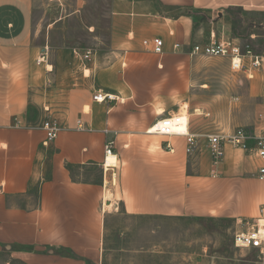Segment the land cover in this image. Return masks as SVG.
I'll return each mask as SVG.
<instances>
[{"label": "crops", "instance_id": "0c3cea01", "mask_svg": "<svg viewBox=\"0 0 264 264\" xmlns=\"http://www.w3.org/2000/svg\"><path fill=\"white\" fill-rule=\"evenodd\" d=\"M109 6L106 41L83 66L67 49L35 44V0H0V253L26 264H100L108 225L120 213L225 218L236 233L249 230L242 225L252 226L264 207L258 178L264 160L253 140L248 151L226 145L214 177L204 147L194 163L197 152L186 155L184 137L147 133L188 101L191 47L236 40L225 13L264 14V0H111ZM197 23L202 30L195 33ZM157 38L163 55L144 45ZM97 93L115 101L97 103ZM45 110L61 126L48 147L40 126ZM263 131L264 124L257 133ZM107 141H115V169L103 166ZM67 164L104 171L100 182H74ZM37 185L39 197L29 194ZM256 251L264 262V248Z\"/></svg>", "mask_w": 264, "mask_h": 264}, {"label": "rangeland", "instance_id": "374dc122", "mask_svg": "<svg viewBox=\"0 0 264 264\" xmlns=\"http://www.w3.org/2000/svg\"><path fill=\"white\" fill-rule=\"evenodd\" d=\"M110 1L35 0V44L67 49L75 62L79 60L81 65L89 66L91 62L83 63L80 55L88 50L97 51L101 41H106ZM205 18L199 14L196 21L202 22ZM224 19L233 23V37L238 44L248 45L256 52L264 50V14L230 11ZM200 24L195 26V33L202 30ZM191 77L188 101H179L176 114L188 113L190 129L199 135L200 147L205 148L204 157L210 162L207 134L228 133L238 128L245 129L250 136L260 132L264 124L261 118L264 116V73L256 72L249 79L243 73L233 72L226 58L195 56ZM234 98L238 102H233ZM52 109L54 114L58 113L60 106ZM49 113L45 110V120L51 119ZM202 155L200 150L191 159L199 162ZM103 171L89 165L76 170V174L79 180L100 182ZM189 173L197 171L189 170ZM106 198L114 199L112 191H107ZM15 201L25 203L22 199ZM107 205L108 202L104 204ZM119 209H123L122 205ZM242 226L252 227L251 224ZM236 228L233 220L225 218L137 219L120 213L108 225L100 264H263V257L255 249L234 246ZM0 264L26 263L11 258L9 251H2Z\"/></svg>", "mask_w": 264, "mask_h": 264}, {"label": "built area", "instance_id": "2783aa9c", "mask_svg": "<svg viewBox=\"0 0 264 264\" xmlns=\"http://www.w3.org/2000/svg\"><path fill=\"white\" fill-rule=\"evenodd\" d=\"M144 45L150 47L156 55H163L165 44L163 40L157 38L152 41H145ZM175 48H179L176 45ZM192 56L204 57H223L230 61L231 70L235 73H243L249 79H253L256 72L264 73V50L256 52L250 46H241L235 40L227 39L220 42H214L207 45L195 44L191 47ZM96 53L93 50L86 51L80 55L83 63L92 62ZM45 55H42L39 63L44 61ZM97 103H106L115 101V96L109 94L97 93L94 96ZM238 98L232 99L238 102ZM264 103V99H263ZM264 121V116H261ZM184 124L182 113L168 115L167 117L156 122L148 131V134L164 136V137H184L186 140L185 153L193 156L200 148L199 135L190 132V122L187 129L183 130ZM41 128L45 132L46 137L43 142L44 147H48L55 139H57L61 126L54 119H47L41 123ZM78 128L83 129L81 122H78ZM151 130L154 132L151 133ZM254 141V149L257 156L264 160V131L250 136L245 129L238 128L231 132H221L217 134H207L206 142L211 156V163L215 169L214 177H217L216 170L225 156V146L231 145L237 149L244 151L250 150L248 143ZM115 141H107L104 147L103 166L107 169V161L115 153ZM109 167L108 169H115ZM258 178L264 181V167L259 170ZM234 246L238 249H256L263 251L264 248V207L260 210V217L256 219L252 227L244 232H236L234 235Z\"/></svg>", "mask_w": 264, "mask_h": 264}, {"label": "trees", "instance_id": "16d2710c", "mask_svg": "<svg viewBox=\"0 0 264 264\" xmlns=\"http://www.w3.org/2000/svg\"><path fill=\"white\" fill-rule=\"evenodd\" d=\"M170 10H174V9H170ZM238 10H240V9H238ZM81 167L80 166H74V165H71V164H67L66 165V169L69 171V173H70V175H71V178H72V180L74 181V182H81V181H78V179H77V177H76V174H75V171L77 170V169H80ZM47 179L49 180L50 179V176L49 177H47ZM39 185H37V187L36 188H34V189H31L30 191H29V194H34V195H36V197H39ZM38 199L39 198H37V201H38ZM38 203V202H37Z\"/></svg>", "mask_w": 264, "mask_h": 264}, {"label": "bare ground", "instance_id": "6f19581e", "mask_svg": "<svg viewBox=\"0 0 264 264\" xmlns=\"http://www.w3.org/2000/svg\"><path fill=\"white\" fill-rule=\"evenodd\" d=\"M183 115V121H184V124L182 125V129L183 130H185V129H187V127H188V124H189V115H188V113H184V114H182ZM189 121V122H188ZM154 131L153 130H151V133H153ZM107 163V165H106V167H107V169L109 168V167H116L117 165H118V158H117V155H112L109 159H108V161L106 162Z\"/></svg>", "mask_w": 264, "mask_h": 264}]
</instances>
